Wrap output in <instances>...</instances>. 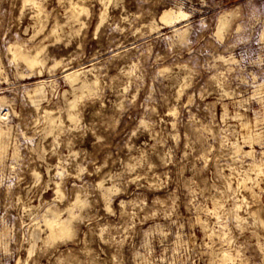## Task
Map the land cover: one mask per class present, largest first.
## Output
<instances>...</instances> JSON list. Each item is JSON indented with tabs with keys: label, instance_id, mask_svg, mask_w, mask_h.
<instances>
[{
	"label": "clouds",
	"instance_id": "9594fccd",
	"mask_svg": "<svg viewBox=\"0 0 264 264\" xmlns=\"http://www.w3.org/2000/svg\"><path fill=\"white\" fill-rule=\"evenodd\" d=\"M15 5L22 27L0 26V93H12L11 100L0 95V264H125L130 224L115 234L107 224L89 230L115 247L110 260L93 255L87 240L78 253L71 246L81 242L75 225L96 218L90 197L99 193L104 212L115 216L121 183L140 181L175 187L170 204L154 202L159 209L143 199L119 201L121 217L148 209L145 219L167 221L145 232L131 264H264V81L256 85L249 73L247 94L248 79L222 55L201 65L204 71L183 61L164 34L186 35L187 26L176 27L190 18L183 10L161 4L132 12L125 0H56L51 10L49 0ZM161 37L169 41L166 54L154 59V45L142 50L138 43ZM172 57L179 59L165 62ZM164 81L167 90L158 86ZM85 101L98 102L97 122L85 123ZM121 133L129 152L143 134L152 144L121 161V173L89 183L86 175L108 167L107 159L99 166L89 159V148L103 150Z\"/></svg>",
	"mask_w": 264,
	"mask_h": 264
},
{
	"label": "rangeland",
	"instance_id": "374dc122",
	"mask_svg": "<svg viewBox=\"0 0 264 264\" xmlns=\"http://www.w3.org/2000/svg\"><path fill=\"white\" fill-rule=\"evenodd\" d=\"M126 6L130 11L135 12L137 10L150 9L155 12L161 4L169 7L173 10H183L190 14V18L187 21H182L181 24L176 27L183 30L184 26H187V33L185 36L175 37L169 29L164 30V34L173 37L172 42L175 44V50L183 58V61H190L191 65H195L200 68L201 65H207L217 55H222L229 61L233 62V66L237 67L238 74L248 79L249 86H247V94L253 92L252 79L249 73L257 76L255 81L256 85H259L261 81H264V0H151V3L145 4L143 0H125ZM49 10L56 7V0H49ZM59 11V9H57ZM229 14L230 25L223 32V36L218 35V27L221 15L224 13ZM25 24H30L31 21L27 20V16L23 17ZM161 19V18H160ZM20 16L18 10H16L15 0H0V26L6 27L10 22L15 23L17 26L22 27L19 23ZM62 22V21H61ZM202 25H207L205 28ZM16 29L13 28V31ZM215 32L213 37L211 34ZM155 35V34H154ZM142 44L143 48H147L150 44L154 45L152 51V57L155 58L157 52L166 54V49L169 41H166L161 37L159 40L149 38L147 41H138ZM52 51H56L53 49ZM62 51V49H61ZM59 58V57H57ZM179 57L168 58L165 62L173 64L177 62ZM238 62V63H236ZM87 63V60L84 61ZM190 65V66H191ZM151 60L146 67L149 71H152ZM243 71L240 72L239 70ZM204 71L203 68H200ZM45 76L43 79H47ZM28 81H20L19 84H29ZM34 87V85H32ZM161 89L167 90L171 87V83L164 81L158 85ZM9 100L12 99V93L4 92L0 93ZM17 102H19L17 98ZM85 114V123H95L99 120L97 115L98 102L85 101L82 106ZM252 109H258L259 104L255 101L251 102ZM203 109V105H201ZM196 109L194 108L193 111ZM220 107L217 105V115H219ZM107 114V111L106 113ZM203 115V113H201ZM249 118L252 116V112H248ZM130 123L129 120L123 122L122 127H127ZM101 131H103L101 129ZM141 134H138L140 137ZM127 136L123 133L119 137L109 136L108 146L103 150H100L97 146L93 145L89 148L88 158L94 159L97 166L103 164L107 159L108 167L104 168L102 172L97 175L93 172L92 166L89 165V171L93 172L91 176H85L91 184H95L99 179L103 177L104 173H111L113 175L119 174L123 171L121 161H129L130 156L139 157L142 151H148L152 141L148 138L147 134H143L141 138H133L131 143L134 145L131 152L126 148L125 141ZM74 143L78 147L81 146L80 138ZM152 160L157 164L159 161L153 155ZM157 172H162L164 169L157 168ZM176 169H172V175L174 176ZM185 175H190L186 172ZM126 179H128L126 177ZM109 184L111 182H108ZM107 186V185H106ZM122 192L113 197L112 207L116 211L115 216L107 215L103 210V197L99 193H95L90 197L93 201L94 207L89 210V215L96 217L91 220V223L85 222L83 224L75 225L77 229L78 237L81 242L78 245L71 246L74 253L80 252L85 247L84 241L87 240V247L93 250V255H98L101 260H110L113 253L116 251L112 245L102 244L93 234L90 229L97 230V225L103 226L109 225L113 234L117 230H122V227L132 225L129 233L128 240L121 246V258L125 264H131L132 253L135 249L140 248V245L144 242L145 232L155 228L157 223L167 224V221L162 216L156 218L145 219V215L148 213V209L144 212H139L136 218L129 216H120L119 201L121 199L127 201H139L146 200L149 208L155 207L161 208V204L154 203L159 200L165 204H170L169 197L172 194V190L175 187L174 184L166 185L162 188L149 187L147 182L140 181L137 183L125 184L121 183ZM99 201V203H95ZM129 210L130 206H128ZM4 212V208L0 207V213ZM11 210L6 217L11 221ZM86 234V235H85ZM153 245L156 249L157 255L160 253V247L155 238H153ZM103 249V251H101ZM61 250L67 254V248L61 246ZM143 250V249H141ZM249 255H253L250 251ZM83 258V257H81Z\"/></svg>",
	"mask_w": 264,
	"mask_h": 264
},
{
	"label": "bare ground",
	"instance_id": "6f19581e",
	"mask_svg": "<svg viewBox=\"0 0 264 264\" xmlns=\"http://www.w3.org/2000/svg\"><path fill=\"white\" fill-rule=\"evenodd\" d=\"M229 14L228 13H224L223 15H221L220 17V21H219V27H218V35L220 37L223 36V32L228 28V26L230 25V20H229ZM161 19L163 20L164 17H161Z\"/></svg>",
	"mask_w": 264,
	"mask_h": 264
}]
</instances>
